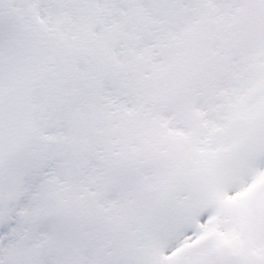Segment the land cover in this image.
<instances>
[{"label":"snow or ice","instance_id":"1","mask_svg":"<svg viewBox=\"0 0 264 264\" xmlns=\"http://www.w3.org/2000/svg\"><path fill=\"white\" fill-rule=\"evenodd\" d=\"M0 264H264V0H0Z\"/></svg>","mask_w":264,"mask_h":264}]
</instances>
